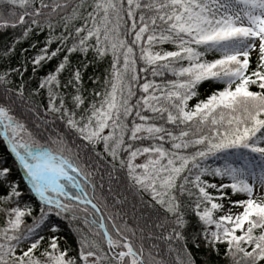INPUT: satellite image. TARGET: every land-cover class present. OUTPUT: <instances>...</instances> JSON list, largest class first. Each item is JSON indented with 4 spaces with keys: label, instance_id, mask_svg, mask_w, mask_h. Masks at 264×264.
I'll list each match as a JSON object with an SVG mask.
<instances>
[{
    "label": "snow or ice",
    "instance_id": "6c2138e0",
    "mask_svg": "<svg viewBox=\"0 0 264 264\" xmlns=\"http://www.w3.org/2000/svg\"><path fill=\"white\" fill-rule=\"evenodd\" d=\"M8 28L0 264H264V0H0Z\"/></svg>",
    "mask_w": 264,
    "mask_h": 264
},
{
    "label": "trees",
    "instance_id": "16d2710c",
    "mask_svg": "<svg viewBox=\"0 0 264 264\" xmlns=\"http://www.w3.org/2000/svg\"><path fill=\"white\" fill-rule=\"evenodd\" d=\"M12 35V29L8 28V29H0V48H3L4 44L7 43L10 39ZM43 36L44 34L41 33L40 36L38 38H33V39H39V43L37 44V48H39L40 46H42L43 44ZM21 48H29V43L28 41H23L21 42V44H19L17 46L16 49V53L15 56L12 60L13 65H15V63L17 62V60H23L24 58V53L21 52ZM34 52L33 49L29 48V54H32ZM30 67V65H29ZM107 67V64L98 67V69H94L93 72H96L97 75H102L103 74V69ZM42 74V73H41ZM28 75V74H26ZM91 80H88V85L91 86ZM201 91H204V88H201ZM5 155V146L3 145V143H0V156ZM12 162V158L9 157L8 158V163L11 164ZM3 217L2 215H0V222H2ZM63 235L66 237V243L72 248V249H76L77 245H76V237L75 235L71 232L70 229H66L63 232ZM65 243V241H61V244L63 245ZM188 248L191 251L196 264H204V262L206 260H211L213 262V264H224V260L222 258H218L215 256V254L213 253L211 255V257H209L208 255V249L201 246L199 248H197L195 246L194 243H192L191 241L188 244ZM71 254V253H70Z\"/></svg>",
    "mask_w": 264,
    "mask_h": 264
},
{
    "label": "rangeland",
    "instance_id": "374dc122",
    "mask_svg": "<svg viewBox=\"0 0 264 264\" xmlns=\"http://www.w3.org/2000/svg\"><path fill=\"white\" fill-rule=\"evenodd\" d=\"M75 56H76V54H73V58L74 59H75ZM89 58H91V57H89ZM104 64L106 65L107 61L105 63L101 64V65H98V66H93V65H89L88 66V68L85 70V81H86L87 84H88V80H89L88 77L92 76L93 70L94 69H98V67H101Z\"/></svg>",
    "mask_w": 264,
    "mask_h": 264
}]
</instances>
